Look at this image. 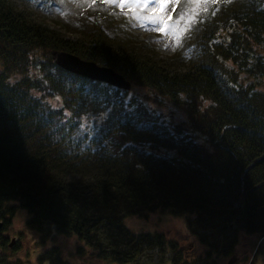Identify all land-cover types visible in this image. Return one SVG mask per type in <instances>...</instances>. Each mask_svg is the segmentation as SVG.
I'll return each mask as SVG.
<instances>
[{"label": "trees", "instance_id": "16d2710c", "mask_svg": "<svg viewBox=\"0 0 264 264\" xmlns=\"http://www.w3.org/2000/svg\"><path fill=\"white\" fill-rule=\"evenodd\" d=\"M104 27L67 31L17 0H0L4 226L15 213L10 203L19 201L35 227L74 234L123 264H187L164 233L125 225L128 216L158 209L187 216L206 245V260L197 264L232 256L242 233L263 239L264 91L256 84L264 78V0H216L180 33L187 50L179 63ZM39 46L46 54L73 51L176 99L184 95L189 122L159 120L124 89L43 59ZM40 85V94H62L63 107L33 91ZM155 246L171 255L154 263Z\"/></svg>", "mask_w": 264, "mask_h": 264}, {"label": "rangeland", "instance_id": "374dc122", "mask_svg": "<svg viewBox=\"0 0 264 264\" xmlns=\"http://www.w3.org/2000/svg\"><path fill=\"white\" fill-rule=\"evenodd\" d=\"M17 1L21 8L27 10L35 18L44 19L47 23L62 27L67 31L71 29L81 31L83 28L96 29V26H105V30L119 28L121 31L124 30L120 33L121 36L130 38L134 43L148 44L151 48H155L156 52L159 50L164 58H170L179 63V60L184 59L180 55L187 50L185 44L184 46L179 45L180 40H183V37L180 38V33L192 29L200 15L206 13L216 0H167L163 6L161 0ZM91 4L94 6L91 7ZM94 7L96 8L93 9ZM102 9L108 12L110 16L108 19L102 20L101 18L105 16L103 14L98 16L96 13ZM172 16L175 21L174 19L170 21ZM98 19H101L99 20L101 25L97 22ZM122 19H126L123 26L121 25ZM110 22H115L114 25L117 27H110ZM222 35L226 36V33L220 36ZM38 48V55L45 60L48 59L50 52L46 54L44 48L40 46ZM20 75L22 73H18L15 78ZM130 79L133 81V86L126 91L127 99H135L138 103L140 100L157 115L159 120L189 122V104L184 95L181 99H176L150 85H143ZM260 79L259 84H256V80L249 79V81L254 82L264 91V78ZM38 87L41 88L42 85L33 87V91L47 98L51 105L63 107L62 94L59 92L40 94ZM210 102V100L206 101V103ZM10 204L15 205V213L2 231L8 239L5 243L0 240L2 258L6 257L9 264H122L105 255H97V252L91 249L90 244L74 234L43 231L38 226L35 227L30 223L32 215L27 207L19 201H13ZM124 221L132 232L164 233L166 240L177 244L187 264H197L201 260H206V245L189 229L188 218L184 214H174L158 209L148 216L133 214L126 217ZM13 238L15 242L11 246ZM239 238L236 253L228 257L223 256L218 264H264V238L262 239L259 234L255 233H242ZM158 249L159 247L155 246L149 251L157 259L153 258L154 263L160 259L166 260L171 255L169 251Z\"/></svg>", "mask_w": 264, "mask_h": 264}, {"label": "water", "instance_id": "95a60500", "mask_svg": "<svg viewBox=\"0 0 264 264\" xmlns=\"http://www.w3.org/2000/svg\"><path fill=\"white\" fill-rule=\"evenodd\" d=\"M52 59L59 66L70 72L84 75L91 79L107 81L112 85L130 89L132 82L124 74L106 64H99L96 60H89L81 57L73 51L65 49H51ZM3 228V221H0V230Z\"/></svg>", "mask_w": 264, "mask_h": 264}, {"label": "flooded vegetation", "instance_id": "af4514ba", "mask_svg": "<svg viewBox=\"0 0 264 264\" xmlns=\"http://www.w3.org/2000/svg\"><path fill=\"white\" fill-rule=\"evenodd\" d=\"M1 221H3V226H4V219L3 220H1ZM4 230V228L2 229V230H0V237H2V238H0V240H2L4 243L6 242V240L8 239L5 235H3L2 234V231ZM14 242H15V239L13 238L12 239V242L10 243V245L12 246V245H14ZM2 248H0V262H4L5 264H7V262H8V260L7 259H5V258H2ZM123 264V263H122Z\"/></svg>", "mask_w": 264, "mask_h": 264}, {"label": "snow or ice", "instance_id": "6c2138e0", "mask_svg": "<svg viewBox=\"0 0 264 264\" xmlns=\"http://www.w3.org/2000/svg\"><path fill=\"white\" fill-rule=\"evenodd\" d=\"M166 2H167V0H161V4H162V6H163V4L166 3Z\"/></svg>", "mask_w": 264, "mask_h": 264}]
</instances>
